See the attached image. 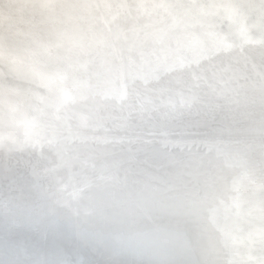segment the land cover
Here are the masks:
<instances>
[{
  "label": "water",
  "instance_id": "water-1",
  "mask_svg": "<svg viewBox=\"0 0 264 264\" xmlns=\"http://www.w3.org/2000/svg\"><path fill=\"white\" fill-rule=\"evenodd\" d=\"M39 1V8L49 4ZM57 1L61 2L54 3ZM72 1L83 14L70 13L68 16H78L67 17L70 26L59 19L60 28H73L72 34L60 37L75 33L87 41L85 29L76 20H92L90 24L100 30L101 24L106 27L119 16L142 19L140 29L149 37L133 35L138 54L123 46L140 66L128 65L125 53L118 66L114 59L109 60L113 66L107 62L108 66L97 65L104 61L98 59L100 54L114 57L113 48L105 43L83 49L68 44L88 56L96 52L95 70L107 74L104 82L92 72H84L87 59L73 67L64 65L69 72L75 69L85 77L80 82L60 79L53 71L35 70L49 63L43 47L38 46L36 60L32 57L29 62L26 55L25 61L24 54L21 56L36 66L31 69L32 65L25 64L22 69L28 67V73L35 75L16 77L7 88L0 84L13 97L10 106L4 105L7 115L30 123L29 134L18 135L24 146L19 150L30 149V154L4 153V142L14 143L0 133V171L10 164L17 167L11 175L0 172V264H199L201 257L207 264H232L226 249L216 247L223 225L229 226L230 219L237 218L247 226L255 218L256 226L264 229L262 198L256 196L260 214L252 213L255 211L246 207L248 202L240 203L250 200V194L243 197L238 193L261 192L258 187L264 182V20H257L255 26L248 21L246 27L233 26L221 19L225 16L222 10H229L221 9L215 0H96L100 2L96 6L93 0ZM158 19L161 23L167 20L168 30L181 26L183 31H177L179 36L154 32L147 23ZM206 22H211L210 27ZM120 25L126 30L130 27V23ZM184 39L191 46L175 51ZM114 41L125 43L121 36L119 42ZM197 52L209 54L200 57ZM149 55L150 62L164 64L155 66L161 70L152 68ZM217 55L225 57L227 67L218 64L213 70L199 69L209 56L219 60ZM184 68H195L198 76L193 85L179 83L177 87L183 80L176 70ZM161 71L176 74L154 86L157 91L147 89L158 82L151 75L162 76ZM167 84L169 90L159 89ZM131 85L135 86L132 93ZM86 88L92 92H84ZM24 89L25 96L18 99ZM189 92L195 94L190 101ZM128 96L136 106L128 103ZM107 103L111 107L104 109L102 105ZM175 106L184 113L180 117H190L191 126L182 122L163 126V121L179 119L168 116ZM97 109L105 115L101 121L106 126H88L93 125L90 118H95ZM58 114L75 124L69 122L71 127L65 128L62 123L66 122L59 118L41 124ZM32 121L38 126L31 125ZM82 133L91 144L98 140L105 148L86 146L82 150L91 152L74 162L66 154L61 156L60 145H77ZM154 219L159 224L144 226ZM198 250L203 252L195 254Z\"/></svg>",
  "mask_w": 264,
  "mask_h": 264
},
{
  "label": "bare ground",
  "instance_id": "bare-ground-1",
  "mask_svg": "<svg viewBox=\"0 0 264 264\" xmlns=\"http://www.w3.org/2000/svg\"><path fill=\"white\" fill-rule=\"evenodd\" d=\"M54 1L55 0H46V2H48L49 4H46L44 5V7L39 8V6L42 5L40 3L41 1L39 0H34L32 4H28L29 0H0V84H3L4 87L7 88V84H12V82H15L16 80L21 79L23 75L28 76V77H33L35 75V73H28V72H31L30 70L27 71L28 67H25L22 69V66L25 64L32 65V66H29V68L31 67V69H35L36 66H34L32 63L30 64L28 62H24L21 56L24 54L23 57L25 61H26V55L29 56L28 57L29 62H32V57L34 60H36L37 56L35 53V49L38 46L43 47L42 52L45 53L44 55L45 60H49V63H48V66L43 67V68L36 67L35 70L37 71H45V70L53 71L57 73L60 79L61 77L62 78H72L75 80L78 79L77 81L80 82V79H84L85 77H83V75L79 76L76 73L75 69H71V71L69 72L68 68L66 69L64 65L65 63H68L71 67H73L74 64L85 63L86 62L85 59H87L89 62L83 66L84 72L86 73L92 72V74L96 75L99 78V80H101L102 82H104L105 80H108L107 74H102L100 70H95V69H98V67H96V64H95L96 61L94 59L96 52L91 54L92 56H88L86 53H82L79 50H75L71 48V46L68 47V44H70V42L67 40H65L63 43L59 42L57 38H60V36L58 35L64 34V33L72 34L71 30H73V28L71 27H67V28L61 27L60 28V26L57 25V22H59L58 20L61 19L63 24L65 25L67 24V26H70L69 18L67 17L78 18V16L74 14L71 16H68V15H70V13H78V15L81 16L83 14V11L79 10L81 9V7H73V8L63 7V5H69L70 3H72L71 5H76L77 3L74 4L72 0H61V2L57 1L55 3ZM138 1L141 2V0H138ZM93 2L95 3L94 6H96L97 4H100V2L96 3V0H93ZM244 2L246 3L245 5L247 7L244 6ZM214 3L218 6L221 5L220 6L221 9L226 7L227 10H229V13L222 10V13H224L225 16L223 17L221 16V19L227 20V23H230L233 26L246 27L248 23H250V25L255 26L254 22H256L257 20H264V12H262L264 11V0H215ZM79 4L81 5V3ZM127 4H129V2H127ZM103 5L107 6L106 4H103ZM127 6L130 7L129 5ZM196 7L197 5L195 4L193 8H196ZM202 16L205 17L204 15ZM144 19H145L144 22H147V19L146 18ZM141 20H138L139 21L138 22L136 16H132L131 19L130 18L127 19L125 16H119L116 19V22L114 21V23H109V25L106 26L107 28L103 24H101L100 30L102 31L96 28V24H90L92 20L89 22H80V20L78 19L76 20V25L81 28L83 27L86 31L84 33V36L88 40L87 41L85 40L83 42L84 46H88L90 44L94 45V43L97 44L102 41L103 43L106 44L105 46H107L108 48L110 47L113 48L111 52L114 57H110V55L104 56L100 54L98 55V59L100 60L102 58L104 61H98L97 65L108 66L107 63H109L111 66H113L114 64L109 62V60L114 59L116 62V66H118L121 62V58L123 57L122 53H125L123 51L124 45H126V48L130 49L132 52H135L137 54L139 53V48H136L139 46L136 45L134 40L132 39L134 34H141V36L138 35L139 39L142 37L141 39L145 38L147 40V37H149L148 34L143 33L142 28L140 29V25H142ZM246 21H248V23ZM121 23H130V27L126 30L124 27H122V25H120ZM262 24L264 26V22ZM147 25L150 26V28H155L153 29L154 32L157 30L162 33L168 31L167 34L169 36H172V35L179 36L181 33H178V32L182 30L181 26L177 28L178 30L172 27H171V30H168L169 28H166L168 26L167 20L162 23L159 21V19L154 20V22L153 20H149ZM206 25L210 27L211 22H206ZM119 29L123 30L124 32L120 34L117 31ZM162 33L156 36H162ZM73 36H75V33L73 34ZM119 36H121L125 40V43L118 41ZM193 36L194 34H192V36L189 38V41L193 40L191 39L193 38ZM175 38L176 37H174V39ZM114 39L117 40L119 44H116ZM197 41L198 40H196V42ZM187 43H188V40L184 39V41H182V43H180V45H178V47L175 48L174 50L177 51L178 49L190 47L191 45L187 46ZM204 44L206 45V42ZM84 48H87V47H84ZM103 52H104L103 54L106 53V51H103ZM132 52L125 53L128 59V65L136 64L137 66H140L139 65L140 62L135 61L136 60L135 56H131L133 55ZM196 54H199V53L197 52ZM196 54H195V57H196ZM205 54H209V53L205 52V53L199 54V56L202 57ZM228 54L232 56L235 54V51L229 52ZM210 57L211 56H209L207 60L205 59V62H202L199 64L200 70H203V69L213 70L214 68L212 67L218 64L224 65V68H225L227 67L226 64H229L227 61L222 60V59H225V57L223 56L217 55L216 59H219V60H216V61H214V59H210ZM147 59L149 61L153 58L150 57L149 55ZM150 63H152L150 65L152 66V68H154V70H161L155 66L162 67V65H164L160 61L159 63L155 61L150 62ZM165 65L168 66L169 63H165ZM176 71L178 73V74L175 73L176 76H182L180 80H183V81H179L178 83H176L177 87L179 86V83H181L183 86L185 83H187L188 85L190 84L193 85L194 83L193 78H196V76H198L196 75L195 68H193V70H186V68H184L181 71L179 70H176ZM161 73H162V76L161 74L151 75V77L154 78V80L158 82L147 85L146 87L147 89L157 91L155 90L154 86H161L163 85V80L168 81L170 80V78L174 79L175 77V74H172L171 76H169V75H166L162 71ZM129 76L131 77V75ZM190 76H192L191 77L192 82L190 81ZM230 76L233 78V75H230ZM44 80L46 81V79ZM22 84L30 85V86H37V84L30 83V82H23ZM168 86L170 85L168 84L164 85L163 87H159V89L169 90ZM134 87L135 86L131 85V87L129 88L130 93L133 92L131 91V89H133ZM86 89L87 90H84V92L86 93L92 92L90 91L92 90L91 88L90 89L86 88ZM25 91L26 89L23 90L22 94L19 93L18 94L19 96H17V98L19 99V97H24ZM192 91H194L193 93H196V88H193ZM193 93L191 92L188 93V96H189L187 98L188 101H190L191 99H194L195 94ZM147 95H149V93ZM128 98H130V100H128V103L131 105H135L134 103H132V100H131L132 97L128 96ZM12 102H13V97L11 96V94L7 91V89L2 88L0 85V133H2L3 136L7 138V141H11L12 143H14V145H10L9 143L4 142V144L7 145L5 147L6 151L4 153L8 155L9 151L18 150L21 152V155L24 153L30 154L29 152L30 149H28V151L19 150L21 148H24V146H22V143L18 141V137H19L18 135L20 134V132L26 135L29 134L30 128L28 126L30 125V123L27 122L23 124V120H21L18 116L10 117L7 115V109L4 105L10 106L9 103H12ZM24 102H27V100H24ZM102 107L106 109L111 106L108 105L107 103V104H103ZM171 111H172V114L171 115L168 114V116H172L175 118L179 117V119L173 120L174 122L172 121L164 122L163 121L164 127L165 126L172 127L175 124L176 125L180 124V122H182V124H186V125L188 124L189 126L192 125L191 123H188L190 117H186V118L180 117L184 113L181 111L179 112L177 106L173 107ZM44 112L49 114V112L46 110ZM93 114L95 118L93 117L90 118V120L93 122L92 123L93 125H88V126L93 127V126H96L98 123H100V125L98 126H106V124L101 121V120H105L103 119V116L105 117V115L101 113V109H97L96 112H94ZM139 114L141 116H144V114L142 113H139ZM59 116H62V115L58 114L56 116V119L52 118L50 119V121L47 120V121L41 122V124L43 125L44 123L50 124L51 122H55L54 120H57L58 118L66 122L64 123L62 121L63 122L62 124L65 125V128L71 127L70 123L75 124V121L71 120L69 121L70 122L69 123L65 117L60 118ZM80 122L81 123H79L78 125L82 126L84 123L82 121ZM38 124L39 123L36 124L34 121L31 122V125L33 126L34 125L38 126ZM88 126L86 127L88 128ZM4 127H7L8 129H3ZM47 142H50V141H47ZM71 144L65 143L64 145H60L62 150H60L59 154L61 156H64L66 154L67 157L69 158L68 160H72L73 162H74V158L79 157L80 155L84 153H87V151L89 153L91 152L89 150H82V149H86L87 148L86 146H89L90 148H96V149L105 148V144L99 142L98 140H94L93 143L91 144L90 138L87 135H83V133L82 135H80V139L78 140V142H76L77 145H71ZM10 147H13V148H10ZM78 150H81V151H78ZM113 161L114 159L109 160V162H113ZM63 163L69 164L65 160H63ZM15 166H16L15 164L7 165L4 168L5 170L0 171V172L3 175H11V171L17 168ZM22 168L26 170L24 167ZM70 175L72 174L70 173ZM262 183H263L261 184L262 186L258 187V188H261V192H257V191H248L247 193L246 192L244 193L242 191L238 192V193H241L243 197H245V195L250 194V200H243L240 203L243 204V203L248 202L246 207L255 211L252 213L257 212L258 214H260V211H257L258 204L256 203V201L258 199L256 198V196L262 198V200L264 201V182ZM210 209L212 208L210 207ZM261 212L262 214H264V205L261 207ZM213 214L214 212L212 211L211 215ZM250 219L253 221V224H249L245 226L244 223H242L237 218L235 219L231 218L230 225L229 226L223 225L224 231L223 232L220 231L219 233V235L221 236L219 238L220 240L218 239L219 241H217L216 247H218L219 249L220 248L226 249V251L230 255L229 259L232 264H264V229L256 226L255 218H250ZM158 222H159L158 219L156 220L154 219L152 223H146L144 224V226L150 225V224L151 225L159 224ZM163 241H164L163 239L160 241L161 244L163 243ZM201 252L203 251L198 250L197 252H195V254L201 253ZM198 260H199V264L208 263L203 259V257L198 258Z\"/></svg>",
  "mask_w": 264,
  "mask_h": 264
},
{
  "label": "snow or ice",
  "instance_id": "snow-or-ice-1",
  "mask_svg": "<svg viewBox=\"0 0 264 264\" xmlns=\"http://www.w3.org/2000/svg\"><path fill=\"white\" fill-rule=\"evenodd\" d=\"M63 7L73 8V7H79V6L78 5L69 4V5H63ZM65 40L69 41L73 48H81V49L84 48L83 41L78 39L75 36H63V37H60V41L59 42L63 43ZM101 43H103V42L101 41Z\"/></svg>",
  "mask_w": 264,
  "mask_h": 264
}]
</instances>
